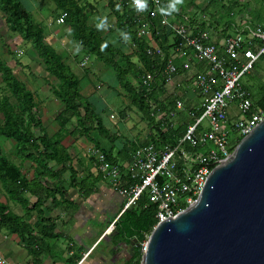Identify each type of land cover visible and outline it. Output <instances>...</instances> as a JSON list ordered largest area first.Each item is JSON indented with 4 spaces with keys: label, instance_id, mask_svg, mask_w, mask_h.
<instances>
[{
    "label": "rangeland",
    "instance_id": "1",
    "mask_svg": "<svg viewBox=\"0 0 264 264\" xmlns=\"http://www.w3.org/2000/svg\"><path fill=\"white\" fill-rule=\"evenodd\" d=\"M14 1L21 4L29 14L27 19H22V24L40 28L45 43L54 49L66 68L76 77L80 95L77 104L80 103V107L72 108L62 100L64 87L60 76L49 71V65L39 57L31 40L26 39L13 27L12 15L3 11L1 3L0 61L10 69L12 77L33 94L37 104L36 113L43 127L52 142H59L67 148L72 164L81 171L95 166L99 169L101 155L106 156L111 148H115L116 154L112 151V155L118 159L117 164L120 165L129 161L133 149L150 143L156 134L158 137L162 135L161 127L148 121L133 103L131 92L119 80L118 72L128 67V64L133 65L134 68L127 76L133 87L140 89L148 79L155 84V99L166 94V88L163 86L165 65L155 79L154 72L145 68L138 46L124 29L133 27L132 33L145 41L149 47L154 46L155 41H162L167 54L175 52L173 46L168 45L171 33L163 30L158 20L152 19L149 13H145L143 19L139 18L138 9H132L128 18L129 2L133 0H75L85 16L87 26L95 29L100 37L115 49L114 64L107 62L98 52L91 51L88 44L80 43L75 23L70 22L66 10L61 8L56 0ZM173 3H176L178 10L170 7ZM163 7L179 20L187 19L191 25L208 27L223 35L247 16L264 28V0H180L178 3L177 0H165ZM63 14L64 21H61ZM123 16L126 22L120 24L119 19ZM145 27L148 28L147 33L142 32ZM178 64L181 65L182 61ZM246 81L253 93L260 97L264 92V60L256 65ZM185 96L188 99L187 104L195 102L198 105V99L190 90L185 91ZM3 103H9L18 115L28 119L21 97L14 90L5 72L0 69V126L5 123V116L1 111ZM85 108L89 109V120L85 118ZM192 115V112L185 109L176 111V116L167 120L168 126L178 129L190 123ZM92 126L95 128L90 131L88 139L87 128ZM39 130V127L32 128L36 137L41 135ZM100 130L106 131L110 138H104ZM234 137V134L231 135V138ZM97 141L103 142L106 149ZM0 149L5 159L18 166L29 178L37 174L36 180L54 185L55 190L59 192L68 191L69 182L65 178L57 181L42 177L35 163L21 159L14 138L0 134ZM0 201L6 205L9 212L20 216L33 228L36 226V213L25 210L11 197L1 182ZM34 229L41 245H44L45 241L39 229ZM20 247L28 249L31 254V249L35 248L24 243L21 236L13 233L7 225L0 224V250L4 253L2 256L7 264H11L8 252L18 251Z\"/></svg>",
    "mask_w": 264,
    "mask_h": 264
},
{
    "label": "built area",
    "instance_id": "2",
    "mask_svg": "<svg viewBox=\"0 0 264 264\" xmlns=\"http://www.w3.org/2000/svg\"><path fill=\"white\" fill-rule=\"evenodd\" d=\"M164 2H129V7L138 9L139 18L149 13L163 30L171 33L168 45L175 49L166 54L158 41L149 47L152 57L165 61L163 86L166 88L162 98L150 95L149 111L163 132L168 128L167 120L176 116V111L185 109L193 115L191 122L183 125L185 130L175 143L161 141L156 134V141L135 148L129 161L120 165L101 155L100 170L124 198L122 210L108 227V234L114 230L120 215L144 196L158 206V223L192 206L212 169L231 156L232 146L264 119V110L256 105L253 92L245 82L264 60L263 26L247 16L222 39L215 40L212 29L191 25L187 19L179 20L164 9ZM140 4L145 6L141 8ZM64 17L63 14L61 21ZM142 32L147 33L148 28ZM180 75L187 80L186 87L177 83ZM145 82L154 85L152 80ZM187 90L197 97L198 105L194 102L188 106ZM233 134L235 137L231 138ZM146 245L147 240L141 244V256ZM0 264H7L1 253Z\"/></svg>",
    "mask_w": 264,
    "mask_h": 264
},
{
    "label": "trees",
    "instance_id": "3",
    "mask_svg": "<svg viewBox=\"0 0 264 264\" xmlns=\"http://www.w3.org/2000/svg\"><path fill=\"white\" fill-rule=\"evenodd\" d=\"M56 1L61 8L66 10V15H69L70 22L75 23L76 34L80 43L88 44L91 51L98 52L107 62L115 64V49L107 41L102 39L95 29L87 26L85 16L81 13L76 1ZM0 3L3 11L12 15L13 27L22 33L26 39L31 40L35 50L39 54V57L44 59L49 65V71L60 76L64 87V93L61 94L62 100L72 108H79L80 103H77L80 100V95L77 91V79L73 73L66 68L64 62L57 55L54 49L45 43L43 31L38 27H26L22 24V19H27L29 14L21 4L15 3L14 0H0ZM129 9L130 11L127 10L128 18L133 8L129 7ZM123 22H126L124 16L119 19L120 24ZM132 28H124L126 34L132 37L133 41L138 46L145 68L154 72V75L158 77L160 69L164 66L165 61L152 57L148 52L149 46L147 43H145V41H143L140 37L138 38L136 34L132 33ZM158 43L163 47L167 54L164 43L162 41H158ZM133 68V65L128 64V67L118 70L119 80L131 92L133 103L139 108L146 119L151 123H154V119L149 111L148 99L150 95L153 97L155 84L152 85L144 81L140 89L133 87L127 78L129 72ZM0 69L5 72L6 77L12 83L14 90L21 97L24 108L28 113V119L26 120V118L18 115L9 103H3L1 105V111L4 113L5 123L0 126V134L7 138H14L16 140L18 156L21 159L30 160L35 163L40 169V176L61 181L63 180L64 174L66 172H70L68 186L70 188L78 189L79 193L84 198L91 196L95 192V189L89 184L78 183L77 171L72 165V158L67 148L59 142H52L43 127L36 113L37 104L34 101L33 94L27 90L25 85L20 84L12 77L10 69L7 66H4L1 61ZM250 90L253 92L251 88ZM254 93L253 97L256 105L264 110V92H262L260 97ZM85 112V118L89 120V109L85 108ZM156 126L160 128L159 124H156ZM33 127H39L40 136L36 137L33 134ZM94 128V126L87 128L88 130L86 132V136L88 139H90V131ZM184 130L185 126H181L178 129H173L171 126H168L167 130L162 132V135L160 136L161 141L175 143V140L182 136ZM100 134L104 138H110L106 131L100 130ZM151 141H156L155 136L151 139ZM238 143H235L232 146V150H234ZM113 149L114 148L106 153V156L110 162L117 164L118 159L112 155ZM51 163H55V165L52 166L50 165ZM56 166L59 168H56ZM0 182L11 197L18 201L25 210H36L38 214V221L35 227L39 229L41 234H46L47 230H52L51 235L56 237L53 233V230L55 229L54 225L49 227L41 225L42 222H46V219L44 218V211L42 209L44 204L50 199H52L54 205L59 204L57 198L55 197V190L50 188L54 185L46 183L43 180L30 182L25 175H23L18 166L2 156L1 149ZM28 193L38 199L37 202L32 205V209L29 208V200L26 198V194ZM65 193L66 191L59 192L62 197ZM65 202L68 201L65 200ZM68 204L74 209L77 208V205L72 203ZM157 212L158 206L151 202L147 196H144L139 200L136 206L124 211L115 222L114 230L110 234L111 244L114 247L120 245L129 246L134 244L133 256L126 260L123 264H141V244L147 240V235H150L154 227L158 224ZM0 224L7 225L13 233L21 236L24 243L29 246H34L35 248L31 249L33 255H39L41 253V242L38 235L35 233V227L33 228L20 216L9 212L6 205L1 201Z\"/></svg>",
    "mask_w": 264,
    "mask_h": 264
},
{
    "label": "water",
    "instance_id": "4",
    "mask_svg": "<svg viewBox=\"0 0 264 264\" xmlns=\"http://www.w3.org/2000/svg\"><path fill=\"white\" fill-rule=\"evenodd\" d=\"M146 246L141 264H264V119Z\"/></svg>",
    "mask_w": 264,
    "mask_h": 264
},
{
    "label": "crops",
    "instance_id": "5",
    "mask_svg": "<svg viewBox=\"0 0 264 264\" xmlns=\"http://www.w3.org/2000/svg\"><path fill=\"white\" fill-rule=\"evenodd\" d=\"M212 32L215 40H220L224 36L213 30ZM186 81L182 75L177 78V83L184 87L187 85ZM97 142L106 149L103 142ZM113 153L116 154L115 148ZM50 165L54 166L55 163ZM72 165L77 171L78 183L89 184L95 192L84 198L78 189L68 187V191L62 197L59 191L51 186L50 188L55 190L59 204L54 205L52 199L44 204L42 209L46 222H42L41 225L45 227L54 225L53 233L56 237L51 235L52 230H47L46 234L42 232L45 244L40 246L39 255H33L23 247L18 251L10 250L8 257L11 264H121L122 260L124 263L133 256L134 244L114 247L110 242L111 233L106 232L120 214L124 204V198L116 191L113 181L105 178L100 168L96 166L81 171ZM23 175L30 182L35 181L37 176L36 174L29 178L25 172ZM64 176L63 178L69 181L70 172H66ZM26 198L29 200V208L32 209V205L38 199L29 193L26 194ZM68 203L77 205V208L74 209ZM30 211L35 212L38 218L36 210ZM0 252L3 253L2 250Z\"/></svg>",
    "mask_w": 264,
    "mask_h": 264
},
{
    "label": "clouds",
    "instance_id": "6",
    "mask_svg": "<svg viewBox=\"0 0 264 264\" xmlns=\"http://www.w3.org/2000/svg\"><path fill=\"white\" fill-rule=\"evenodd\" d=\"M138 2H139V0H138ZM178 2H180V0H177V3H178ZM139 6H140L141 8H143L145 5L140 4ZM170 7H171L172 9L178 10V9H177V5H176V3H173Z\"/></svg>",
    "mask_w": 264,
    "mask_h": 264
}]
</instances>
